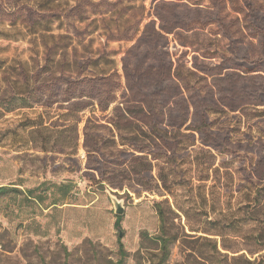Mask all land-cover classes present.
<instances>
[{"label":"rangeland","instance_id":"374dc122","mask_svg":"<svg viewBox=\"0 0 264 264\" xmlns=\"http://www.w3.org/2000/svg\"><path fill=\"white\" fill-rule=\"evenodd\" d=\"M243 58L264 59L244 0L0 1V264L262 255L264 73Z\"/></svg>","mask_w":264,"mask_h":264},{"label":"trees","instance_id":"16d2710c","mask_svg":"<svg viewBox=\"0 0 264 264\" xmlns=\"http://www.w3.org/2000/svg\"><path fill=\"white\" fill-rule=\"evenodd\" d=\"M3 1V0H0ZM28 2L34 1V0H27ZM245 5L249 11V14L252 18V26L254 31L258 34V36L261 38V45L264 48V25L263 20L261 16L258 14L257 9L252 3V0H244ZM10 7L13 8L11 12L6 14L5 19H3V23L9 22L11 24L14 23V19L16 16V10L17 7V1H12L10 4ZM28 9L29 15L33 14V11L31 8L26 7ZM241 65L245 66L247 73H258L259 76L260 73H264V59H259L256 61H251L248 58L241 59ZM166 76L160 75L159 76V82L158 87H162L165 82ZM105 81V79H103ZM255 98L256 104H253L255 106H264V91H254L252 94ZM9 111H13L11 109H8ZM261 161L257 163L260 164ZM7 188L1 187L0 188V194L3 192H6ZM158 206V214L161 221V226L163 228L164 232V226H165V218H164V212L163 209ZM249 215L251 220L256 224V232L254 235V240L256 243L262 248V251H264V183L261 182L253 185V192H252V198L249 200ZM120 218L117 219L116 225L118 226L120 223ZM161 247L164 251L168 250V240L163 236L159 238ZM245 263L247 264H264V253L260 255L259 257L255 258L254 260H246Z\"/></svg>","mask_w":264,"mask_h":264},{"label":"water","instance_id":"95a60500","mask_svg":"<svg viewBox=\"0 0 264 264\" xmlns=\"http://www.w3.org/2000/svg\"><path fill=\"white\" fill-rule=\"evenodd\" d=\"M115 212L118 216H122L124 214V208L118 200H114Z\"/></svg>","mask_w":264,"mask_h":264}]
</instances>
